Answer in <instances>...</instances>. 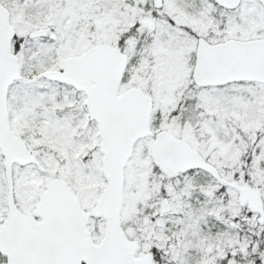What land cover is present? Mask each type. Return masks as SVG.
I'll return each instance as SVG.
<instances>
[{"label":"snow or ice","instance_id":"snow-or-ice-1","mask_svg":"<svg viewBox=\"0 0 264 264\" xmlns=\"http://www.w3.org/2000/svg\"><path fill=\"white\" fill-rule=\"evenodd\" d=\"M0 264H264V0H0Z\"/></svg>","mask_w":264,"mask_h":264}]
</instances>
